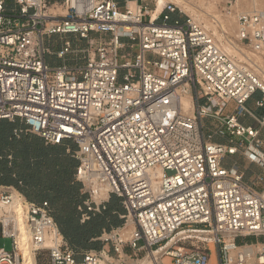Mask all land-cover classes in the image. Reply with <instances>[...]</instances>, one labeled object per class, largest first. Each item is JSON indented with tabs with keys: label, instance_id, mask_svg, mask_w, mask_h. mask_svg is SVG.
<instances>
[{
	"label": "built area",
	"instance_id": "2783aa9c",
	"mask_svg": "<svg viewBox=\"0 0 264 264\" xmlns=\"http://www.w3.org/2000/svg\"><path fill=\"white\" fill-rule=\"evenodd\" d=\"M55 1L12 0L8 14L0 0V121L25 125L15 137L24 132L45 145L72 143L75 149L65 152L78 162L74 179L86 197L79 222L101 214L115 196L124 223L102 231L94 240L102 249L77 260L47 203L0 188L2 237L12 242V252L0 249V264H18L16 207L35 260L44 253L46 264H210L212 253L216 264H248L250 248L256 264H264V242L237 243L264 238V179L249 187L235 166L222 165L225 156L242 154L264 172L263 139L238 122L246 115L264 129V113L257 120L244 107L256 92L262 94L256 106L264 107L263 83L198 23L170 22L171 3L152 20L146 0L125 1L123 10L117 0H63L59 20L46 12ZM53 35L86 41L92 57L73 70L49 67L43 39ZM237 37L264 54V11L240 14ZM124 42L136 54H122ZM71 53L64 42L55 56ZM185 95L192 117L181 105ZM206 119L216 122L214 136L238 141H210L203 135Z\"/></svg>",
	"mask_w": 264,
	"mask_h": 264
},
{
	"label": "trees",
	"instance_id": "16d2710c",
	"mask_svg": "<svg viewBox=\"0 0 264 264\" xmlns=\"http://www.w3.org/2000/svg\"><path fill=\"white\" fill-rule=\"evenodd\" d=\"M16 129L25 130L22 123L0 121V186L13 188L28 202L47 203L77 260L85 251H100L102 244L94 240L102 231L123 226L121 200L111 196L101 214L81 224L78 207L86 197L74 179L78 163L63 148L45 146L36 136L23 132L16 138Z\"/></svg>",
	"mask_w": 264,
	"mask_h": 264
},
{
	"label": "rangeland",
	"instance_id": "374dc122",
	"mask_svg": "<svg viewBox=\"0 0 264 264\" xmlns=\"http://www.w3.org/2000/svg\"><path fill=\"white\" fill-rule=\"evenodd\" d=\"M195 5L198 8V13L196 12H183L181 10V8L175 4V2H173L172 0H164L163 4L166 3H171L175 8H176V13L175 15L177 16V19L179 20H184L185 18H190L191 20H193L194 22L198 23L199 25H201L203 28H205L212 36H214L213 38H215V42L219 45L218 41H217V36L214 34V32L212 31L211 27H209L208 23L211 22L212 18H203L201 17V14H199L200 11H205L206 7H208L210 4L213 5L214 9L211 10L210 12V16L215 18V20H218L219 22L223 23V24H229V25H234L235 29H233V34L231 35L230 39H232L231 41H236V36H237V27H236V19L238 17L239 11L237 10V6L235 4L236 0H230V3H227L226 0H192ZM148 9L151 11V13H153L157 7V1L156 0H146L145 1ZM162 5H160V8H162ZM12 0H6V8H7V13L11 14L14 12L11 11L12 9ZM135 7V4H134ZM51 9V10H50ZM65 6L63 5V0H56L55 4L54 2H51L50 5L47 6L46 8V12L49 15H53L55 14V16L60 20L64 15H65ZM261 11H264V9ZM64 12V14L62 15L61 13ZM15 14H17L15 12ZM144 22H147V19H144ZM158 23H161V20H158ZM97 37V36H95ZM69 41L70 42V50H71V54H68L66 57H64L63 59H60V61H56L58 60L55 55H50L49 51H56V53L62 49L63 43ZM96 42H94L95 44ZM125 46H124V50L122 52V54L125 53H130L132 56L134 54H136L137 52V48H130L129 45L124 42ZM43 46L46 48V50L48 51L46 53V58H53L54 63H61L64 64L66 63L67 65H71L69 60H73L74 64H82L84 62V59L86 58V56H90L92 57V53H93V48H90L86 41H75L71 38H69L68 35H53L51 37H47L45 38L44 42H43ZM238 49L242 52H245L247 55H249V65L246 64L244 61L242 60H238V58L235 55L232 54H228L230 56H232L234 58V60H236L237 62L241 63L243 66H246V68H248L249 70H251L254 74H256V76L260 77L263 84H264V54L263 53H258L255 52L254 50H252L251 48H249L248 46L244 45V44H239ZM255 55V56H253ZM256 55L258 57H260V60H258L257 62L255 61ZM52 56V57H51ZM257 59V58H256ZM241 61V62H240ZM49 63V62H48ZM254 66L255 69H257V71L259 72H255L253 71V69L250 67ZM261 75H260V74ZM259 99V97L256 95L254 98H252V100L246 105V107L254 114L256 115L258 118H261L262 114H263V109H259L256 106V101ZM200 104L204 103V100H201L199 102ZM229 109V105H227L226 110ZM190 116V115H189ZM191 117V116H190ZM249 123L250 126L254 125V122H246ZM206 132V131H205ZM207 133V132H206ZM264 136V131L261 132V137ZM73 149V148H72ZM229 163V162H228ZM228 165V164H227ZM194 229H201V227H193ZM128 229V231L131 230V228H125L122 231V234H124V237L128 236V232H126L125 230ZM255 241L258 242H264V238H260V239H254V238H245V239H239L237 241V243L240 244H250L253 243ZM198 246L201 247V244H198ZM211 247V245H209ZM0 249H4L6 252H12V242L10 239H6L2 237V231H1V226H0ZM105 250H110V246H105ZM211 250L212 247H211ZM256 252V250H255ZM46 254L42 253L40 256V260L36 259V264H46L45 260H46ZM142 257L141 254L138 255V258L140 259Z\"/></svg>",
	"mask_w": 264,
	"mask_h": 264
},
{
	"label": "bare ground",
	"instance_id": "6f19581e",
	"mask_svg": "<svg viewBox=\"0 0 264 264\" xmlns=\"http://www.w3.org/2000/svg\"><path fill=\"white\" fill-rule=\"evenodd\" d=\"M156 1H157V4H156L157 9L153 13H150L152 20H154L157 17V15L162 9L160 8V5L164 3L163 2L164 0H156ZM172 1L175 2L178 8L180 7L183 12H189V13L197 12L198 13L199 11L197 6L192 0H172ZM235 4L237 6V10L239 11L238 16L240 14L251 13L253 11L264 9V0H236ZM164 5L165 4H163V6ZM212 9H214V7L213 5L210 4L208 7H206V10L204 12L200 11L199 14H201V17H203L204 19L212 18L211 22L208 23V25L209 27H211L214 34L217 36V41L219 43V45L218 44L217 45L226 54L235 55L238 58V60H242L246 64L249 65L248 61L252 57L249 58V55H247L245 52H242L238 49V46L240 44L238 37L236 36V41L235 40L231 41L232 39H230L231 35L233 34V29H235V26L229 25V24H223L219 22L218 20H215V18L210 16L211 15L210 12ZM61 14L63 15L64 12H62ZM236 27H237V19H236ZM256 58H255L256 62L260 60V57H258L257 55H256ZM250 67L253 69V71L259 72L257 71V69L254 68V66L250 65ZM260 77L258 76L259 80L262 82ZM181 105L183 109L185 110L186 116L192 117L193 103H192V99L190 95H185L181 97ZM16 212L17 213L14 216V229L16 231H19L16 236L17 245H18L17 256L19 257L18 264H36V260L28 244L26 232L23 229L22 216L20 214L19 208L17 207H16ZM128 226H130V223L128 224ZM125 231L128 232V229H126ZM195 237L201 241L211 240V236L207 235L206 233H195ZM57 239L61 241V238H57ZM255 250H256L255 248L248 249L247 252H249V254L251 255L250 260L247 262L248 264H256V261L254 259ZM210 264H216V258H215L214 253H212L211 255Z\"/></svg>",
	"mask_w": 264,
	"mask_h": 264
},
{
	"label": "crops",
	"instance_id": "0c3cea01",
	"mask_svg": "<svg viewBox=\"0 0 264 264\" xmlns=\"http://www.w3.org/2000/svg\"><path fill=\"white\" fill-rule=\"evenodd\" d=\"M125 1H129V2H134V0H117V2H118V4H119V7L121 8V10H123L124 9V2ZM131 5H133V7H134V3L133 4H131ZM175 20H177V16L175 15V14H173L172 16H171V21L170 22H173V21H175ZM69 36V38H71V39H73V40H75V41H80L76 36H72V35H68ZM47 37H51V36H47ZM47 37H45V38H47ZM45 38L43 39V42H44V40H45ZM66 42H68L69 44H70V42L69 41H66ZM85 42V41H84ZM61 50V49H60ZM49 54L50 55H55L56 54V51H52V50H50L49 51ZM52 57V56H51ZM56 57V56H55ZM44 61H45V63L49 66V67H51V68H54V67H62V66H65V67H67L69 70H73V69H75V68H77V67H81V65L83 64H80V65H78V64H74V61L71 59V60H69V62H70V64L71 65H67L66 63H64V64H61V63H57V64H55L54 63V61L55 60H53V58H46V56L44 57ZM56 61H60V59H58V60H56ZM49 62V63H48ZM258 96L259 97V99L257 100V101H259V100H261L262 99V94L260 93V92H256L254 95H252L251 96V98L244 104V107H245V109L254 117V118H256L257 120H259L260 118H258L256 115H254L247 107H246V105L252 100V98H254L255 96ZM256 101V102H257ZM232 108H233V104H229V109L227 110V113L229 112H232ZM261 109H263L264 110V107L263 108H261ZM263 113H264V111H263ZM263 115V114H262ZM262 117V116H261ZM251 121H253L254 122V125L253 126H250L249 125V123H246V122H251ZM16 122H19V123H22V122H20V121H16ZM238 122L241 124V125H243L244 127H250V128H253V129H255V130H257L258 132H259V136H261V132L262 131H264V129H261V128H259L258 127V125H257V123H256V121L253 119V118H251V117H249V116H243V117H240L239 119H238ZM13 124V123H12ZM23 124V123H22ZM24 125V124H23ZM202 126H203V135L205 136V137H207V136H211V139H210V141H212L213 143H217V144H221V145H223V146H225V145H228V143H229V141H232L233 143H236L237 141H238V139H236V138H231V137H224V138H219V137H217V136H214L213 134H212V132H213V128L216 126V122H214L213 120H209V119H206V120H203L202 121ZM24 128L26 129V127H25V125H24ZM17 130H21V129H17ZM207 133H206V132ZM25 134H28V133H25ZM31 135V134H30ZM34 136V135H33ZM19 137V136H18ZM18 137H16V138H18ZM38 138V137H37ZM262 139H263V141H264V136L263 137H261ZM43 142V141H42ZM44 144V143H43ZM45 145V144H44ZM45 146H50V145H45ZM50 147H61V148H63V150L65 151V149L67 148V147H69L71 150H74L75 149V146L72 144V143H70V142H65L64 144H62V145H60V146H50ZM73 148V149H72ZM260 152L262 153V154H264V146H263V148L260 150ZM66 153V152H65ZM8 159L10 160L11 159V157H8ZM74 159V158H73ZM75 160V159H74ZM76 161V160H75ZM77 162V161H76ZM229 162V163H228ZM78 163V162H77ZM228 164V165H227ZM222 165H223V167L224 168H226V169H230L231 167H233V166H235L237 169H238V171L243 175V183L246 185V186H252V184H253V181L255 180V178L256 177H262L263 179H264V172H263V170L260 168V167H258L257 165H255V164H252V163H250V162H248L246 159H245V157L242 155V154H237V155H234V156H225V158H224V160L222 161ZM0 188H7V187H4V186H0ZM9 188V187H8ZM13 189V188H12ZM80 193H81V190H80ZM82 194V193H81ZM83 195V194H82Z\"/></svg>",
	"mask_w": 264,
	"mask_h": 264
}]
</instances>
